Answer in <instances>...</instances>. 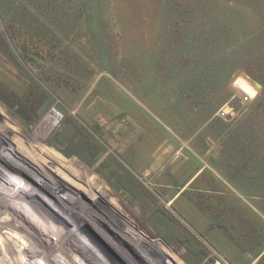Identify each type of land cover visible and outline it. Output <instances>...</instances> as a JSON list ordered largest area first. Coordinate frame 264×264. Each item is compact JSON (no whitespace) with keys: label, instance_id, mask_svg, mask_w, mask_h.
<instances>
[{"label":"rangeland","instance_id":"rangeland-1","mask_svg":"<svg viewBox=\"0 0 264 264\" xmlns=\"http://www.w3.org/2000/svg\"><path fill=\"white\" fill-rule=\"evenodd\" d=\"M0 172L130 264H264V0H0Z\"/></svg>","mask_w":264,"mask_h":264},{"label":"bare ground","instance_id":"bare-ground-1","mask_svg":"<svg viewBox=\"0 0 264 264\" xmlns=\"http://www.w3.org/2000/svg\"><path fill=\"white\" fill-rule=\"evenodd\" d=\"M48 117L54 118L51 121H49L48 118L46 119V123L53 126L56 119L55 114L50 113ZM11 154L12 155L9 153V156H14L12 159L14 162L7 157L8 165L12 168L18 169L20 173H23L22 175H24V169L22 170V166L24 167V163L28 159L22 152L17 154L16 152H13ZM32 168L34 167L32 166ZM13 188L18 189L19 187L0 172V264H8L6 259L9 261V264H86V258H84V256L74 253V251L67 246L61 250H58L59 247L55 250V254L52 252L50 253L51 248H57V245L63 244L66 240L73 242V244H75V249L76 246H78L83 250V254L87 257V263L88 259L91 264L131 263L118 251V247H115L112 239L108 242V240L102 238L95 229L92 230L91 223H84L87 224L85 228L87 227L91 229H89V232L87 231L88 229H80L78 228L80 225L78 226L76 222L73 221L69 222L68 215L64 214L61 211V208H58V210L55 211L59 214V217L56 214H51V216L53 222L61 225L65 230V234L60 235L51 223L45 222L37 217L28 207L18 200V198L22 196H26L28 199L33 200L30 194H24ZM60 193H62V191ZM43 207L46 208V206ZM59 211L63 214L59 213ZM86 214L87 213H85V215ZM92 231H94V233H92ZM13 232H17L18 236L24 237V241L26 242L27 240L29 243L21 245L14 241V237L11 235ZM129 258L131 259V257Z\"/></svg>","mask_w":264,"mask_h":264},{"label":"built area","instance_id":"built-area-1","mask_svg":"<svg viewBox=\"0 0 264 264\" xmlns=\"http://www.w3.org/2000/svg\"><path fill=\"white\" fill-rule=\"evenodd\" d=\"M234 94L231 97V100L238 99L241 104H245L252 100L255 96L254 88L246 83L243 80H238L233 84ZM233 110V107L229 104H226L223 108H221L217 115L220 118H225L230 115Z\"/></svg>","mask_w":264,"mask_h":264}]
</instances>
